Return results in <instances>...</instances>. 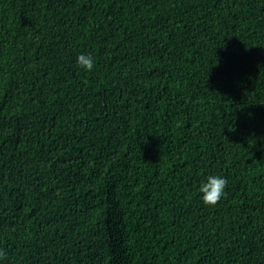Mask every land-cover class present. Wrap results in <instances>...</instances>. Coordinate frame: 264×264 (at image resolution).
Segmentation results:
<instances>
[{
    "label": "trees",
    "instance_id": "obj_1",
    "mask_svg": "<svg viewBox=\"0 0 264 264\" xmlns=\"http://www.w3.org/2000/svg\"><path fill=\"white\" fill-rule=\"evenodd\" d=\"M0 249L264 264V0H0Z\"/></svg>",
    "mask_w": 264,
    "mask_h": 264
},
{
    "label": "clouds",
    "instance_id": "obj_2",
    "mask_svg": "<svg viewBox=\"0 0 264 264\" xmlns=\"http://www.w3.org/2000/svg\"><path fill=\"white\" fill-rule=\"evenodd\" d=\"M76 64L86 72L95 68V58L91 53H81L76 58ZM227 177L220 174H208L199 184V195L206 206H215L227 195ZM7 257V252L0 249V264Z\"/></svg>",
    "mask_w": 264,
    "mask_h": 264
}]
</instances>
